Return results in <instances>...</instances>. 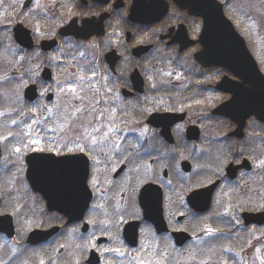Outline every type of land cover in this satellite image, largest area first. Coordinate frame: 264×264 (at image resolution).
<instances>
[{
  "label": "flooded vegetation",
  "instance_id": "flooded-vegetation-1",
  "mask_svg": "<svg viewBox=\"0 0 264 264\" xmlns=\"http://www.w3.org/2000/svg\"><path fill=\"white\" fill-rule=\"evenodd\" d=\"M262 1L223 2L254 46ZM203 27L180 0H0V264H189L207 245L218 264H264L254 80L197 60ZM52 152L88 162L81 220L31 189L29 156Z\"/></svg>",
  "mask_w": 264,
  "mask_h": 264
},
{
  "label": "water",
  "instance_id": "water-1",
  "mask_svg": "<svg viewBox=\"0 0 264 264\" xmlns=\"http://www.w3.org/2000/svg\"><path fill=\"white\" fill-rule=\"evenodd\" d=\"M180 6L188 10L191 15L201 17L204 22L200 37L203 50L196 55L197 60L205 66L224 67L235 75L246 73L244 80L253 79L254 108L251 106L250 111L256 113L258 119L264 122V77L245 41L226 18L223 6L217 0H180ZM149 10V8L143 9V19L148 17ZM46 45L48 48L53 47L56 42H47ZM238 86L240 85L238 84ZM240 101L245 103L244 98H235L222 106L223 108L217 109L215 113L226 114L227 106ZM246 102L248 103L247 100ZM28 164L30 185L35 192L44 196L48 209L50 211L58 210L60 214L69 218V222L81 220L91 201V193L87 188L88 162L81 156L56 158L53 155H32L28 158ZM214 189L215 186L207 189L210 199ZM201 192L198 191L194 194L199 197ZM146 214L149 217L153 215L152 207H148V204ZM254 217L257 220L259 218V216ZM151 221L158 229V219L152 218ZM54 231L34 232L30 236V242L47 240L54 234ZM158 231L160 232L159 229ZM174 236L178 244H182L189 237L183 233Z\"/></svg>",
  "mask_w": 264,
  "mask_h": 264
},
{
  "label": "rangeland",
  "instance_id": "rangeland-1",
  "mask_svg": "<svg viewBox=\"0 0 264 264\" xmlns=\"http://www.w3.org/2000/svg\"><path fill=\"white\" fill-rule=\"evenodd\" d=\"M222 1V0H221ZM259 1H262V0H257V4L259 3ZM223 2V1H222ZM260 5V8L261 9H264V2L262 1L261 2V4H259ZM226 14L227 15H231L232 13H231V10L229 9V7H227L226 6ZM245 15H248V14H245ZM261 16L259 17L260 18V20H261V22H259L258 23V27L262 30V37H261V39L259 40V39H257V42H259V43H261V45L259 44L258 46L256 45L255 47L254 46H252V44L251 43H249V46L252 48V49H254V54H255V57L257 58L256 60H257V62H259V65L260 66H262V70H263V72H264V13H261L260 14ZM255 27H257V26H255ZM249 30V29H248ZM250 31V30H249ZM250 42V41H249ZM251 44V45H250ZM6 65V64H5ZM76 78V80H78L79 78H77V77H75ZM59 107V106H58ZM67 109H69V108H67ZM65 111H68V110H65ZM56 130V129H55ZM57 131V130H56ZM67 134V133H66ZM51 136H53V134H50V136L49 137H51ZM54 138L55 137H57V135H55V136H53ZM66 137V136H65ZM58 141V137L56 138V141L55 142H57ZM11 186V184L9 185V187ZM193 231L194 230H191V233H193ZM202 232H203V229L200 231V233L202 234ZM199 235V234H198ZM207 235H209V234H207ZM197 236V235H196ZM216 255H217V253H216ZM198 256V255H197ZM196 256V258H199V256L197 257ZM214 256H215V254H214ZM200 263L202 264L203 263V260L202 261H200ZM63 264H67V263H63ZM68 264H71V263H68ZM225 264V263H224ZM227 264V263H226Z\"/></svg>",
  "mask_w": 264,
  "mask_h": 264
},
{
  "label": "trees",
  "instance_id": "trees-1",
  "mask_svg": "<svg viewBox=\"0 0 264 264\" xmlns=\"http://www.w3.org/2000/svg\"><path fill=\"white\" fill-rule=\"evenodd\" d=\"M0 184H2V182H0ZM214 226V224H212ZM193 234L197 235L196 237H200L198 235V230L193 229ZM191 232V230H190ZM214 254H215V248L214 245H210V246H205L202 247L201 250L196 253V255L199 256V258H191L190 263L189 264H201L200 261L203 260L202 264H218V262L215 261L214 258ZM197 256V257H198Z\"/></svg>",
  "mask_w": 264,
  "mask_h": 264
}]
</instances>
